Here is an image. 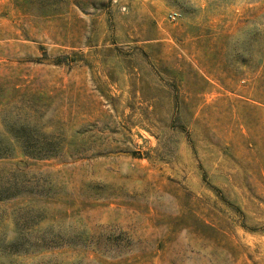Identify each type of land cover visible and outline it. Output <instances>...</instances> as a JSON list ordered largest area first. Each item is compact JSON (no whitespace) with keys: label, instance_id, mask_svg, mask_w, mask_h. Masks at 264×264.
<instances>
[{"label":"rangeland","instance_id":"1","mask_svg":"<svg viewBox=\"0 0 264 264\" xmlns=\"http://www.w3.org/2000/svg\"><path fill=\"white\" fill-rule=\"evenodd\" d=\"M0 189V264H264V0H0Z\"/></svg>","mask_w":264,"mask_h":264},{"label":"trees","instance_id":"2","mask_svg":"<svg viewBox=\"0 0 264 264\" xmlns=\"http://www.w3.org/2000/svg\"><path fill=\"white\" fill-rule=\"evenodd\" d=\"M29 138H26L24 141H21V146L23 151L31 158H35V159H44L45 157H43L39 151V145L35 142V140H33V136L29 135ZM37 152V153H36ZM2 190L0 189V194H1ZM3 198H7V196H0V200H2Z\"/></svg>","mask_w":264,"mask_h":264},{"label":"built area","instance_id":"3","mask_svg":"<svg viewBox=\"0 0 264 264\" xmlns=\"http://www.w3.org/2000/svg\"><path fill=\"white\" fill-rule=\"evenodd\" d=\"M175 16H176V14H173V15H171V18H172V19H174V18H175Z\"/></svg>","mask_w":264,"mask_h":264}]
</instances>
